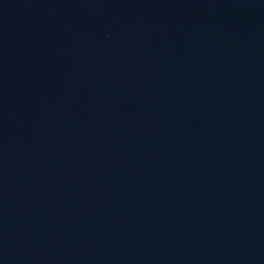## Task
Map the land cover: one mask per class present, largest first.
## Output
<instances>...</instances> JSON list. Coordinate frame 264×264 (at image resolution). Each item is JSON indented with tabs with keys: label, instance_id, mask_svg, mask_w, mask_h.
Instances as JSON below:
<instances>
[{
	"label": "water",
	"instance_id": "1",
	"mask_svg": "<svg viewBox=\"0 0 264 264\" xmlns=\"http://www.w3.org/2000/svg\"><path fill=\"white\" fill-rule=\"evenodd\" d=\"M264 220V0H0V264H181Z\"/></svg>",
	"mask_w": 264,
	"mask_h": 264
}]
</instances>
